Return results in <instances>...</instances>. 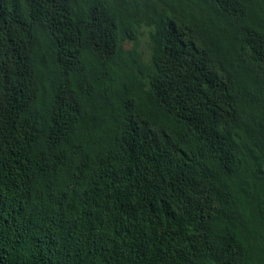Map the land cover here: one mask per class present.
<instances>
[{
    "label": "trees",
    "instance_id": "1",
    "mask_svg": "<svg viewBox=\"0 0 264 264\" xmlns=\"http://www.w3.org/2000/svg\"><path fill=\"white\" fill-rule=\"evenodd\" d=\"M0 264H264V0H0Z\"/></svg>",
    "mask_w": 264,
    "mask_h": 264
},
{
    "label": "rangeland",
    "instance_id": "2",
    "mask_svg": "<svg viewBox=\"0 0 264 264\" xmlns=\"http://www.w3.org/2000/svg\"><path fill=\"white\" fill-rule=\"evenodd\" d=\"M146 39H143V42H145Z\"/></svg>",
    "mask_w": 264,
    "mask_h": 264
}]
</instances>
